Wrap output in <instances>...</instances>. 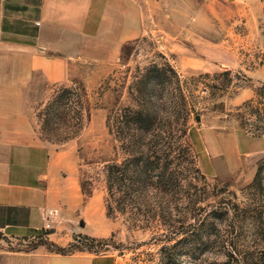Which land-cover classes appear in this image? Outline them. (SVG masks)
Masks as SVG:
<instances>
[{"label":"rangeland","instance_id":"1","mask_svg":"<svg viewBox=\"0 0 264 264\" xmlns=\"http://www.w3.org/2000/svg\"><path fill=\"white\" fill-rule=\"evenodd\" d=\"M135 8L133 41L85 42L34 103L63 193L48 230L0 247L37 264H264V124L244 106L264 86V0Z\"/></svg>","mask_w":264,"mask_h":264},{"label":"crops","instance_id":"2","mask_svg":"<svg viewBox=\"0 0 264 264\" xmlns=\"http://www.w3.org/2000/svg\"><path fill=\"white\" fill-rule=\"evenodd\" d=\"M140 12L135 0H0V237L5 241L42 230L63 193L60 185L55 190L61 157L35 136L34 103L48 86L69 79L71 66L84 61L85 42L118 48L133 41ZM21 253L0 247V264L38 263L24 262Z\"/></svg>","mask_w":264,"mask_h":264},{"label":"trees","instance_id":"3","mask_svg":"<svg viewBox=\"0 0 264 264\" xmlns=\"http://www.w3.org/2000/svg\"><path fill=\"white\" fill-rule=\"evenodd\" d=\"M264 59V55L262 56ZM53 95V93H52ZM263 98H264V86L257 92L256 99L250 100L249 102L245 103V108L248 111L249 117H255V122L253 123H261L264 124V106H263ZM260 130V129H256ZM264 129L260 131L258 134L261 135Z\"/></svg>","mask_w":264,"mask_h":264},{"label":"built area","instance_id":"4","mask_svg":"<svg viewBox=\"0 0 264 264\" xmlns=\"http://www.w3.org/2000/svg\"><path fill=\"white\" fill-rule=\"evenodd\" d=\"M51 217H52V212L48 211L46 214V224L45 227L43 228L44 230H48L51 225Z\"/></svg>","mask_w":264,"mask_h":264}]
</instances>
